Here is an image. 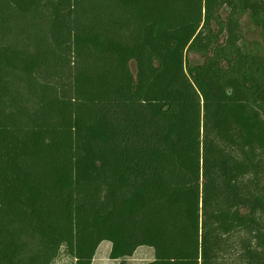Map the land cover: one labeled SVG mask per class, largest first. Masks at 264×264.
<instances>
[{"label": "trees", "instance_id": "trees-1", "mask_svg": "<svg viewBox=\"0 0 264 264\" xmlns=\"http://www.w3.org/2000/svg\"><path fill=\"white\" fill-rule=\"evenodd\" d=\"M247 11L264 36V0H0V264L63 248L93 264L103 242L111 260L221 264L241 234L245 263L264 264Z\"/></svg>", "mask_w": 264, "mask_h": 264}, {"label": "rangeland", "instance_id": "rangeland-1", "mask_svg": "<svg viewBox=\"0 0 264 264\" xmlns=\"http://www.w3.org/2000/svg\"><path fill=\"white\" fill-rule=\"evenodd\" d=\"M230 8L227 6H224L220 12V17L223 22H226L227 18L230 15ZM239 22H240V30L242 34V39L240 42V46L243 47L245 51H248L250 53H259L264 55V36L261 26H257L253 23L251 18V12L247 11L239 16ZM214 30L218 29L217 24H213ZM226 39L225 35L222 38V41L224 42ZM204 57L201 54L190 52L187 55V66L189 67H195L198 65H202L204 63ZM130 68L133 73H135V63H131ZM262 184H264V176L262 178ZM242 238L241 235H235L233 237V243L238 242V244L235 245V248L233 249V252H229L226 257L221 261V264H246L245 260L242 259V248L240 239ZM105 245H102L98 250V255L102 256ZM147 250H150L154 252L153 249L146 248ZM143 257H147L144 253L141 254ZM146 260V259H144ZM53 264H75V260L72 256L68 255L66 250L63 248L59 257L53 262ZM94 264H115L109 261L108 258L103 259L99 258ZM119 264V263H116ZM121 264V263H120Z\"/></svg>", "mask_w": 264, "mask_h": 264}, {"label": "crops", "instance_id": "crops-1", "mask_svg": "<svg viewBox=\"0 0 264 264\" xmlns=\"http://www.w3.org/2000/svg\"><path fill=\"white\" fill-rule=\"evenodd\" d=\"M104 243L106 242H103L100 247L102 245H105ZM99 247V248H100ZM98 248V250H99ZM146 248H149V247H141L139 248L136 253L130 257V258H127V259H124V260H111L110 259V253H111V250H112V243L110 242H107L106 244V247H105V251L103 253L102 256L98 255V250L96 252V256L94 258V261H93V264L97 261V259L99 258H103V259H106L108 258L110 262L112 263H121V264H148L150 262H152L155 258V253L150 251V250H147ZM152 249V248H150ZM144 253L147 257H143L141 254ZM146 259V260H144Z\"/></svg>", "mask_w": 264, "mask_h": 264}]
</instances>
